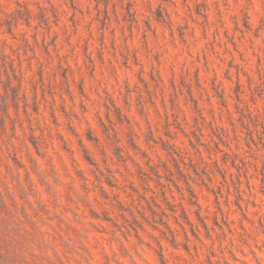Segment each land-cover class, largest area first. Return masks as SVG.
Segmentation results:
<instances>
[{"label": "rangeland", "instance_id": "374dc122", "mask_svg": "<svg viewBox=\"0 0 264 264\" xmlns=\"http://www.w3.org/2000/svg\"><path fill=\"white\" fill-rule=\"evenodd\" d=\"M0 264H264V0H0Z\"/></svg>", "mask_w": 264, "mask_h": 264}]
</instances>
